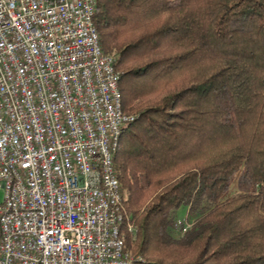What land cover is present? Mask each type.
<instances>
[{
  "label": "trees",
  "instance_id": "obj_1",
  "mask_svg": "<svg viewBox=\"0 0 264 264\" xmlns=\"http://www.w3.org/2000/svg\"><path fill=\"white\" fill-rule=\"evenodd\" d=\"M93 23L135 117L113 155L132 264H264V0H96Z\"/></svg>",
  "mask_w": 264,
  "mask_h": 264
},
{
  "label": "built area",
  "instance_id": "obj_2",
  "mask_svg": "<svg viewBox=\"0 0 264 264\" xmlns=\"http://www.w3.org/2000/svg\"><path fill=\"white\" fill-rule=\"evenodd\" d=\"M95 3L0 0V264L140 259L124 246L113 165L135 117L122 111Z\"/></svg>",
  "mask_w": 264,
  "mask_h": 264
},
{
  "label": "rangeland",
  "instance_id": "obj_3",
  "mask_svg": "<svg viewBox=\"0 0 264 264\" xmlns=\"http://www.w3.org/2000/svg\"><path fill=\"white\" fill-rule=\"evenodd\" d=\"M120 89V88H119ZM235 188L232 187L231 190H230V193L229 195H234L235 194ZM2 197V193L0 192V198ZM186 208L185 207H181L177 210V216H176V219L177 221H180V222H183L185 220V216H186ZM139 256V255H137Z\"/></svg>",
  "mask_w": 264,
  "mask_h": 264
}]
</instances>
